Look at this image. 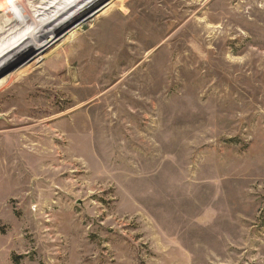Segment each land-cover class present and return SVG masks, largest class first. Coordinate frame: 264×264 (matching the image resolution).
I'll use <instances>...</instances> for the list:
<instances>
[{"label":"rangeland","instance_id":"374dc122","mask_svg":"<svg viewBox=\"0 0 264 264\" xmlns=\"http://www.w3.org/2000/svg\"><path fill=\"white\" fill-rule=\"evenodd\" d=\"M37 1L0 0V264H264V0Z\"/></svg>","mask_w":264,"mask_h":264},{"label":"bare ground","instance_id":"6f19581e","mask_svg":"<svg viewBox=\"0 0 264 264\" xmlns=\"http://www.w3.org/2000/svg\"><path fill=\"white\" fill-rule=\"evenodd\" d=\"M32 1H35V0H32ZM75 0H64L61 4H59L57 7H55V9H57V8H59L60 6L62 7V6H65V8L64 9H66L67 7H68V4L69 3H73ZM38 3H37V5L39 6V5H42L43 3H45L46 2V0L44 1V0H38L37 1ZM38 6H36V7H38ZM35 6H34V8L33 9H35L36 8ZM33 12H35V11H33ZM20 20L22 19V18H20V17H18ZM21 22V21H20ZM28 26H29V24H27V28H28ZM9 27V31H10V25H5V26H1L0 27V38H1V40H2V38L5 36V34H6V32L8 31L7 30V28ZM21 30V29H20ZM23 30V29H22ZM15 32V31H14ZM24 31H22V33H23ZM9 33V32H8ZM7 33V34H8ZM7 34H6V36H7ZM21 34V32L20 33H18V35H20ZM14 35V36H13ZM11 36H13L10 40H13L15 37H16V39L15 40H13V43H11V44H8V45H6V48H8L9 46L11 47L12 45H14L16 42H17V32H15V33H11V35H10V37ZM21 36V35H20ZM0 40V41H1ZM10 40H8V41H6V42H4V43H7V42H9ZM11 42V41H10ZM4 43H2V44H4ZM5 48V49H6ZM3 47L1 48V52L3 53ZM10 50V49H9ZM0 52V53H1Z\"/></svg>","mask_w":264,"mask_h":264}]
</instances>
